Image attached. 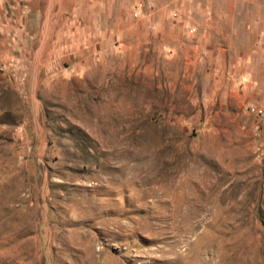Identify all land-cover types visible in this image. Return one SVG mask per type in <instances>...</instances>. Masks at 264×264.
Masks as SVG:
<instances>
[{
  "label": "rangeland",
  "instance_id": "1",
  "mask_svg": "<svg viewBox=\"0 0 264 264\" xmlns=\"http://www.w3.org/2000/svg\"><path fill=\"white\" fill-rule=\"evenodd\" d=\"M58 1L0 43V264H264V0Z\"/></svg>",
  "mask_w": 264,
  "mask_h": 264
},
{
  "label": "crops",
  "instance_id": "2",
  "mask_svg": "<svg viewBox=\"0 0 264 264\" xmlns=\"http://www.w3.org/2000/svg\"><path fill=\"white\" fill-rule=\"evenodd\" d=\"M59 1L58 3L60 4ZM87 1H89V3L91 2V0H87ZM37 3L38 0H0V43H2V41L5 42L8 39V36H10L9 34H11V30L13 29V27L14 29L15 27L17 28H22L26 26L28 27V24H30L31 21L29 15L31 11L36 9ZM23 4H25V8L23 11H21V6ZM212 11H214V9L212 8L204 9V13L202 15V21L203 23H205V25L214 15V13L212 14ZM73 22L74 24L76 23L81 24L83 20L81 21V19L79 20L76 18L73 19ZM3 52L4 50L1 47L0 53ZM3 58H6V56L0 55V60L4 61Z\"/></svg>",
  "mask_w": 264,
  "mask_h": 264
},
{
  "label": "built area",
  "instance_id": "3",
  "mask_svg": "<svg viewBox=\"0 0 264 264\" xmlns=\"http://www.w3.org/2000/svg\"><path fill=\"white\" fill-rule=\"evenodd\" d=\"M24 8H25V4H23L22 6H21V11H23L24 10ZM4 66V62L1 60L0 61V68H2ZM256 109V112H257V114L259 115V114H263L262 115V118H263V120H264V113H263V111H262V109L261 108H257V107H255Z\"/></svg>",
  "mask_w": 264,
  "mask_h": 264
}]
</instances>
